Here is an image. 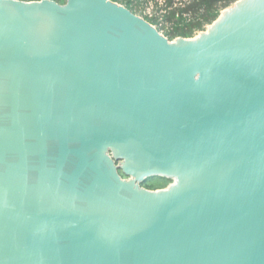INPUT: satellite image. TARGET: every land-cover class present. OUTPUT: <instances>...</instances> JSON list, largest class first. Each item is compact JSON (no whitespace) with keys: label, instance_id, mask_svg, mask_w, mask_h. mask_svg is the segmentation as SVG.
Segmentation results:
<instances>
[{"label":"water","instance_id":"95a60500","mask_svg":"<svg viewBox=\"0 0 264 264\" xmlns=\"http://www.w3.org/2000/svg\"><path fill=\"white\" fill-rule=\"evenodd\" d=\"M0 264H264V0H0Z\"/></svg>","mask_w":264,"mask_h":264},{"label":"trees","instance_id":"16d2710c","mask_svg":"<svg viewBox=\"0 0 264 264\" xmlns=\"http://www.w3.org/2000/svg\"><path fill=\"white\" fill-rule=\"evenodd\" d=\"M65 3L66 0H56ZM121 3L136 13L141 4L148 0H112ZM144 1V2H143ZM156 7L144 18L155 25L164 35L173 40L177 37H193L206 29L221 14L222 10L237 0H153ZM171 180L152 177L144 186L150 189L166 187Z\"/></svg>","mask_w":264,"mask_h":264},{"label":"rangeland","instance_id":"374dc122","mask_svg":"<svg viewBox=\"0 0 264 264\" xmlns=\"http://www.w3.org/2000/svg\"><path fill=\"white\" fill-rule=\"evenodd\" d=\"M144 2V1H143ZM150 3L153 5L154 4V6L156 7V3H155V1H153V0H150ZM159 4H160V2H159ZM141 6V8L139 9H137L136 10V13L138 14V15H140V16H142V17H145V16H147L148 15V12H152V11H148L146 8V6H145V3H143V5L141 4L140 5ZM146 7V8H145ZM227 8V7H226ZM226 8H224L223 10H225ZM154 10V9H153ZM222 10V11H223ZM211 24H209V25H207V27H206V29L205 30H207V28L210 26ZM201 32V31H200ZM200 32H198V33H196L193 37H196ZM169 184V183H168Z\"/></svg>","mask_w":264,"mask_h":264},{"label":"built area","instance_id":"2783aa9c","mask_svg":"<svg viewBox=\"0 0 264 264\" xmlns=\"http://www.w3.org/2000/svg\"><path fill=\"white\" fill-rule=\"evenodd\" d=\"M161 2L160 3H162V1H164V0H160ZM145 6L147 7H145L148 11H153V9L155 8V6H154V4L152 5L151 3H150V0H148L147 2H145ZM149 14H151V12H148Z\"/></svg>","mask_w":264,"mask_h":264}]
</instances>
